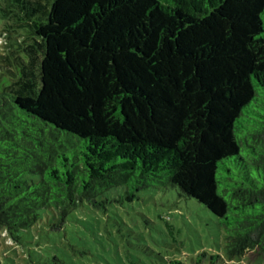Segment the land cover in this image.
Here are the masks:
<instances>
[{
  "label": "trees",
  "instance_id": "1",
  "mask_svg": "<svg viewBox=\"0 0 264 264\" xmlns=\"http://www.w3.org/2000/svg\"><path fill=\"white\" fill-rule=\"evenodd\" d=\"M33 34L31 93H0V232L169 185L228 258L264 256V0H52Z\"/></svg>",
  "mask_w": 264,
  "mask_h": 264
},
{
  "label": "rangeland",
  "instance_id": "2",
  "mask_svg": "<svg viewBox=\"0 0 264 264\" xmlns=\"http://www.w3.org/2000/svg\"><path fill=\"white\" fill-rule=\"evenodd\" d=\"M51 1L0 0V93H31L20 69L26 63L37 74L41 51L33 33ZM53 223L51 213H42L17 233L18 243L0 232V264H264L263 255L250 252L228 258L216 216L169 185L146 188L131 200L123 187H113L82 199L63 228L52 229Z\"/></svg>",
  "mask_w": 264,
  "mask_h": 264
}]
</instances>
